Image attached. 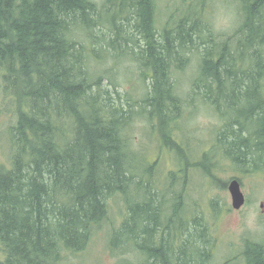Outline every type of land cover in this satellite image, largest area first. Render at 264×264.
<instances>
[{"label":"trees","instance_id":"trees-1","mask_svg":"<svg viewBox=\"0 0 264 264\" xmlns=\"http://www.w3.org/2000/svg\"><path fill=\"white\" fill-rule=\"evenodd\" d=\"M208 1L174 0L161 26L158 0H0V67L11 97L17 94L18 118L11 165L0 167V264H58L63 251L83 250L116 194L124 196L129 210L113 229L121 246L130 239L148 260L160 258L166 264L170 253L186 264L209 262V252L200 253L203 229L195 207L200 229L190 238L178 242L175 231L178 226L187 231L190 220L176 217L191 205L175 202L174 214L168 200L173 223L164 225L167 190L156 200L147 185L156 173L151 157L163 156L154 152L147 158L146 149L132 151L127 128L134 109L130 113L117 106L109 90L103 100L94 92L95 87L102 91L104 76L95 79L88 70L83 43L100 26L105 43L90 51L94 57L127 56L139 65L146 90L142 104L137 102L140 114L178 154L169 179L182 176L180 159L191 160L175 137L178 120L186 117L193 125L191 114L201 106L225 120L215 140L225 157L264 172V0H236L241 23L220 40ZM194 55L196 75L185 97L177 92L173 73L185 71ZM19 85L22 89L15 93ZM188 104L194 109L187 110ZM193 129L199 154L191 162L213 176L208 159L216 149L204 150V139ZM136 161L141 168L135 174ZM176 186L170 184V189L178 192ZM158 231L171 240L168 250L163 243L155 245ZM175 245L183 247L182 253L172 251ZM244 256L245 264H264V244L248 240Z\"/></svg>","mask_w":264,"mask_h":264},{"label":"rangeland","instance_id":"rangeland-1","mask_svg":"<svg viewBox=\"0 0 264 264\" xmlns=\"http://www.w3.org/2000/svg\"><path fill=\"white\" fill-rule=\"evenodd\" d=\"M95 1L103 2V0ZM208 3L213 24L218 9L224 8L234 13L233 27L226 32L215 29L217 34L222 35L218 36L217 40L227 38L228 35L235 32L241 23L240 7L237 1L209 0ZM173 4L174 0H158L159 24L161 26L167 19ZM101 31H103V28L99 26L96 28L95 33H89L83 37L85 55L88 56V70L91 67V71L96 75L95 79L104 76L102 91L98 92V88L95 87L94 92L100 93V99L103 100V97H107L105 91L109 90L112 102L117 106L123 107L124 110L130 113L134 109L127 128L132 151L139 153L141 149H146L148 152L146 154L147 158L156 153L163 156V159H161V156L151 157L152 161L155 160L151 171L153 175L156 173L154 181L147 185H150L149 191L156 194V200L163 199V193L167 190V199L162 203L164 205L162 218L163 220L169 218L163 222L164 225L173 223L169 201H171L170 206L174 214L176 213V209H174L175 202H182L183 206L191 205L179 210V215L176 217L177 220L180 218L190 220L186 232L178 226L177 231H175V234L179 236L177 241L183 242L185 235L190 238L191 234H196V229H200L198 221L194 220L195 215L193 216L195 211L193 207H195L196 216L200 219L201 229H203V238L198 244L201 247L200 253L209 252L210 254V260L207 264H245L244 251L247 241L251 240L264 244V206L262 207L264 205V172L261 170L252 172V167L235 165L225 157L226 150L223 149L224 147L219 149L217 142H215L225 126V120L213 108L201 106L197 113L191 114L192 123L197 129L196 131L200 133V137L205 141L204 150L216 149L213 154L209 152L211 157L208 159L211 175L213 176L204 175L201 169L195 168L197 162H191L199 154L197 152L199 148L193 145V140L197 134L186 117H182L178 120L175 137L179 144H185L187 155L191 160L184 157L180 159L184 166L182 176L175 180L170 176L169 179L167 173L170 169L172 170L174 164H178V154L177 151L174 153L172 149L167 147L164 140L156 137L155 132L150 130L149 118L140 114L142 106L137 102L142 104L139 100L144 96L146 90L145 83L140 78L139 65L132 62L127 56L116 59L109 54L103 61L94 57L90 51L94 50L96 46L101 47L105 43L104 37L99 36ZM75 33L79 34L80 32L76 30ZM203 47L201 46V48ZM195 56H193L192 63L185 71H175L173 73L177 92L185 97L190 93L191 80L196 75L198 59ZM148 84L149 82H147ZM21 89L22 85H19L14 91L17 93ZM15 95L16 97L12 98L11 93L6 88L4 69L0 67V167H9L11 158L16 151L15 135L18 134L15 126L18 118L15 112V109H17V94ZM129 101L132 103L130 107ZM193 109L192 104L187 105V110ZM212 131H216V136L215 132ZM142 167L144 168L145 165H142ZM132 168L135 174L137 171L139 172L141 161L133 162ZM187 168L189 169L188 177ZM233 178L239 179L247 199L245 206L240 210L232 207L231 193L228 189L229 182ZM223 183H226V186H223ZM170 184L172 187L176 184L178 192H174L172 188L170 189ZM130 196L128 193V198ZM108 206L109 211L106 218L94 224L91 228L86 248L78 252L63 251L58 264H166L160 258L148 260L146 252L140 248L137 250V244L130 241V239H127V245L123 244L121 246V237L117 234V230L114 231L113 229L119 228L126 220L129 210L124 196L120 194L111 196L108 199ZM109 231L111 232L109 233ZM154 238L156 246L163 243L165 249H169V241L171 240L165 238L164 233L162 236L158 231L154 234ZM112 245L117 246L113 247L115 250L111 248ZM139 245H142L140 240L138 247ZM180 249H183V247L179 248L176 245L172 247V251ZM170 254L169 257L167 256L169 259L168 264H186L182 256L175 253ZM165 257L166 252L161 255L162 259H165Z\"/></svg>","mask_w":264,"mask_h":264},{"label":"water","instance_id":"water-1","mask_svg":"<svg viewBox=\"0 0 264 264\" xmlns=\"http://www.w3.org/2000/svg\"><path fill=\"white\" fill-rule=\"evenodd\" d=\"M228 189L231 193L232 207L236 210L242 209L246 204V196L242 190L241 182L238 178H233L228 185ZM264 205H262L263 207Z\"/></svg>","mask_w":264,"mask_h":264},{"label":"clouds","instance_id":"clouds-1","mask_svg":"<svg viewBox=\"0 0 264 264\" xmlns=\"http://www.w3.org/2000/svg\"><path fill=\"white\" fill-rule=\"evenodd\" d=\"M234 13L228 9L220 8L217 10L214 21V28L217 31L226 32L233 27Z\"/></svg>","mask_w":264,"mask_h":264}]
</instances>
